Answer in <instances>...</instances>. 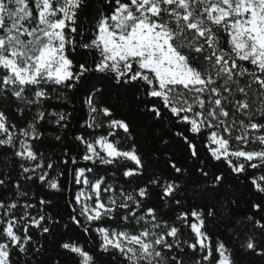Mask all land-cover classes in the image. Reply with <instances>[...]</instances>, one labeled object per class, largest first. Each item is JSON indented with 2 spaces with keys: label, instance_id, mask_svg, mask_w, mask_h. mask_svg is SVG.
<instances>
[{
  "label": "snow or ice",
  "instance_id": "snow-or-ice-1",
  "mask_svg": "<svg viewBox=\"0 0 264 264\" xmlns=\"http://www.w3.org/2000/svg\"><path fill=\"white\" fill-rule=\"evenodd\" d=\"M99 3L81 25L79 13L91 7L86 0H0V98L13 99L21 118L28 114L26 125L17 128L0 109V147L13 149L22 161L23 179L63 191L65 172H50L69 160L75 165L76 157L65 152L52 160L35 148L44 124L67 129L71 122L72 113L57 110L54 102L77 92L88 109L83 127L92 130L74 137L92 166L73 172L81 187L69 201L67 221L32 215L36 205L19 203L28 195L19 191V181L16 199L0 200V264H14V250L42 253L44 245L33 240L30 228L51 238L60 257H72L70 264H189V251L199 257L192 264H237L236 249L219 239L213 244L207 230L218 204L230 219L239 206L236 198L220 199L222 189L234 190L229 176L243 178L260 197L248 201L250 211L229 231L240 250L264 257V0ZM129 93L135 109L125 102ZM133 111L168 126L187 146L199 180H177L190 173L169 157L171 178L153 174L130 190L109 183L97 166L115 168L129 186L145 177ZM201 146L228 171L212 170ZM7 183L0 176V186ZM189 184L194 196L214 201L204 205L207 212L181 211L170 223L148 203L159 189L160 203L179 206ZM51 203L39 200L41 206ZM183 228L194 234L192 242L181 238ZM81 232L99 239L86 247Z\"/></svg>",
  "mask_w": 264,
  "mask_h": 264
},
{
  "label": "trees",
  "instance_id": "trees-1",
  "mask_svg": "<svg viewBox=\"0 0 264 264\" xmlns=\"http://www.w3.org/2000/svg\"><path fill=\"white\" fill-rule=\"evenodd\" d=\"M86 3L91 7H85L79 13V23L81 25H87L94 13L95 9L101 7L99 0H86ZM87 34V33H86ZM135 109L136 102L132 98V93H129L128 98L125 101ZM57 110H63L72 113V119L67 129H59L54 124H44L41 131L44 132V136L41 140L35 143V148L43 152L45 157H50L52 160H61L64 158L63 154L67 152L68 157H76L77 163L74 165L69 160L68 165H61L59 169L51 171L50 175L55 177L56 171H64L65 176L60 177L61 187L63 191H56L48 188L46 185L40 184L38 181H28L21 176L20 163L18 157L14 156L13 149L8 147H0V176L6 179L8 183L6 186H0V200L8 202L10 199H16L17 189L15 188L16 181L20 182V192H27L26 197H21L19 203H30L36 205L35 208L29 209L32 215L48 214L53 218L60 220L62 223L67 221L68 215L71 211L69 201L72 194L78 190L81 186L75 185L72 181L73 172L77 167H91L90 162H86L81 158L83 153V146L75 140V136L82 133H90L92 130L83 127L85 120L87 119L88 109L86 105L82 104V99L75 91L68 93L66 101L54 102ZM15 101L11 98H0V109L4 110L9 116L10 120L17 125V128L24 127L28 122V114H25V118H21L15 111ZM133 121L134 131L138 133V143L141 150L144 152L146 160V170L144 178H137L131 181V185L125 183L126 178L122 177L121 173L112 168L111 166H97L100 173L105 174L108 177L109 183L118 184L124 188L130 190L131 187L142 186L145 179L153 174H159L164 178H171L175 174L168 167L169 157L175 159L180 165L188 168L189 176L179 177L177 180L181 182H187L189 180H199L198 173L195 171L196 163L190 158L187 146L181 142L178 138H174L168 131L167 125H160L151 122L147 116L136 113L133 111L129 114ZM97 131H101L97 129ZM60 135L61 140H56L55 137ZM163 137V140L161 139ZM168 141L165 144L163 141ZM200 154L204 157L212 170L221 169L225 172L228 171L226 165L222 162H216L211 160L210 154H206V150L203 146L200 147ZM131 166V165H130ZM253 170L249 169V173ZM261 173L256 171V175ZM115 177L113 180L112 178ZM229 183L234 185V190L230 188L222 189L220 192V199L225 197H232L238 199V207H234V216L230 219L229 216L223 212L222 207L217 205V216L210 218L207 221V230L212 236L213 244L219 239L229 245L230 248L236 249L237 264H264V257H259L254 254L242 251L239 249L238 242L233 233L229 229L233 226L235 219L249 212L248 207L249 200L260 199L258 195H254L251 189L248 187L247 181L243 178L236 180L234 177L229 176ZM193 185H188V191L182 194L181 205L177 206L174 203H169L167 206L159 201V189L153 190L152 199L149 204L155 205L160 211L159 215L165 220L172 222L176 213L181 211L203 210L207 212L204 205L212 203L207 198H199L193 195ZM50 200V205L46 204L41 206L39 200ZM226 202V201H225ZM23 208L17 210V215L22 214ZM194 219V218H193ZM59 231V226H56ZM182 239L192 242L194 234L188 228H183ZM29 233L33 236V240H39L44 245V250L40 255H35L31 250L25 253H18L13 251L12 259L14 264H47L52 259L60 258L62 264H70L72 257H60L59 249H55L52 243V239L49 237L41 238L39 231L34 228L29 229ZM80 243L86 247H92V240H98V236H93L90 233H80ZM242 238V237H241ZM194 253L189 251L188 259L189 264H192L194 259H198ZM109 264L111 262L109 261Z\"/></svg>",
  "mask_w": 264,
  "mask_h": 264
}]
</instances>
